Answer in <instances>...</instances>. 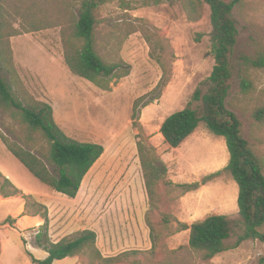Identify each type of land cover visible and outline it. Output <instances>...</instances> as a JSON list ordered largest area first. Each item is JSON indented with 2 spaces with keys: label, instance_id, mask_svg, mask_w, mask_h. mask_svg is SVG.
<instances>
[{
  "label": "rangeland",
  "instance_id": "obj_1",
  "mask_svg": "<svg viewBox=\"0 0 264 264\" xmlns=\"http://www.w3.org/2000/svg\"><path fill=\"white\" fill-rule=\"evenodd\" d=\"M81 1L0 0V48L12 49L22 85L34 100L51 106L55 122L68 137L105 149L81 186L82 224L94 228L100 222L98 245L109 248L105 256L129 253L118 264H259L264 243L258 240L203 262L188 247L189 231L182 227L212 215L237 219L238 188L222 172L229 159L224 139L200 124L182 145L171 149L160 134L168 116L190 103L197 109L192 95L206 90L203 86L214 65L208 7L199 0H126L101 6L95 51L107 64L123 62L130 74L118 81L102 80L98 86L72 75L63 60L61 27L78 19ZM233 17L239 38L225 105L240 120L242 137L260 158L264 173V123L252 119L253 111L264 107V69L245 68L241 59L264 54V0H239ZM0 73L9 82L8 73ZM242 79L250 83L246 93L240 89ZM143 96L133 125V104ZM0 132L21 144L22 130L1 110ZM137 142L156 158L160 175L150 200ZM36 144L46 149L39 135ZM6 152L10 160L0 156L1 173L10 175L17 186L48 189ZM217 172V177L206 179ZM191 184H198V189L186 192L183 186ZM260 232L264 234V226ZM236 240L226 243L232 247ZM18 254L22 257L15 264L29 260L21 248Z\"/></svg>",
  "mask_w": 264,
  "mask_h": 264
},
{
  "label": "trees",
  "instance_id": "obj_2",
  "mask_svg": "<svg viewBox=\"0 0 264 264\" xmlns=\"http://www.w3.org/2000/svg\"><path fill=\"white\" fill-rule=\"evenodd\" d=\"M112 1L126 0H82L78 19L61 27L66 67L72 75L98 86H101L102 80L118 81L130 74L129 67L123 62L107 64L95 51L96 13L101 6ZM199 1L209 9L210 54L214 65L203 86L206 90L203 92L197 89L192 95V102H197L199 107L192 109L190 103L183 110L168 116L160 127V134L165 144L171 149H177L200 124H204L212 135L225 141L229 159L222 172L228 173L238 188L237 219L212 215L190 226H182L183 230L189 231L188 247L198 253L203 262H207L243 242L258 240L264 243V234L260 232L264 226V173L260 158L242 137L240 120L225 105L232 89V59L239 38L233 17L239 0ZM12 53L11 48H0V70L4 69L9 75V82H6L0 73V110L22 130L23 139L22 145L14 143L0 132V140L35 179L52 191L73 199L105 149L99 144L78 142L60 129L51 106L34 100L22 85L14 67ZM241 59L245 68L264 69L262 53L242 56ZM240 89L246 93L250 89V83L242 79ZM145 98L143 96L133 104V125L137 118V108ZM252 119L255 123H264V107L254 110ZM37 135L46 143L45 150L36 144ZM136 148L146 195L150 200L160 181L159 171L154 165L156 158L148 155L140 142H137ZM34 150L42 157L35 154ZM220 173L212 174L206 179L217 177ZM183 187L186 192H190L197 190L199 185ZM18 195H22L21 192L0 173V196L9 198ZM22 198L25 201L26 215H38L44 220V225L34 238V244L48 256L39 261L28 254L33 264H53L72 257H83L84 260H80L82 264H118L121 258L129 254L126 252L114 258H104L96 246V234L90 230L77 232L57 243L51 242L48 237L47 208L31 196L23 195ZM5 222L9 223L11 219L8 218ZM149 230L151 238L153 230L151 227ZM232 237H237V240L230 247L226 242ZM259 264H264V256L260 258Z\"/></svg>",
  "mask_w": 264,
  "mask_h": 264
},
{
  "label": "crops",
  "instance_id": "obj_3",
  "mask_svg": "<svg viewBox=\"0 0 264 264\" xmlns=\"http://www.w3.org/2000/svg\"><path fill=\"white\" fill-rule=\"evenodd\" d=\"M0 143V156L4 157L6 160H10L6 152L8 150L2 142ZM1 174L7 178L21 192L22 195L9 198H3L0 196V264H15L14 261H17V259L22 257L21 254H18L19 248L23 250L25 255L30 254L34 259L39 261L45 260L48 256L45 251L38 248L34 244V238L39 229L44 225V220L38 215H26L25 201L22 198L23 195L31 196L37 203L47 208L48 237L51 242L57 243L63 238L73 235L77 232L90 230L96 234L97 247L101 251L103 257H113L105 256V253L109 251L108 247H105L104 250H102L98 245V234L100 232V227L98 225L100 222L94 224V228L87 227L82 224V218H80L81 211H79L78 208L81 187L77 196L71 199L52 191L48 187L47 190H44L42 188L35 189L31 187L25 188L17 186L14 182V179H12L10 175L3 172ZM141 213V221L139 222L140 227L144 225L143 210ZM8 218L11 219V222L6 223L5 221ZM28 259L29 260H27L25 264H33L29 255ZM53 264L82 263L78 257H72L66 258L62 261H55Z\"/></svg>",
  "mask_w": 264,
  "mask_h": 264
}]
</instances>
